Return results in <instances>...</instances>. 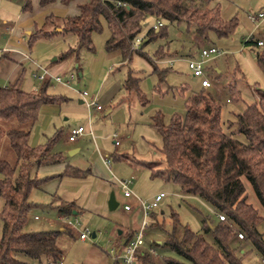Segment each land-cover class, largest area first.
<instances>
[{"label": "rangeland", "instance_id": "374dc122", "mask_svg": "<svg viewBox=\"0 0 264 264\" xmlns=\"http://www.w3.org/2000/svg\"><path fill=\"white\" fill-rule=\"evenodd\" d=\"M31 3L33 11L25 12V0H0L1 48L10 39L7 26H14L19 21L24 24L27 20L40 23L48 9L41 7L39 0H31ZM184 3L200 10L219 6L222 19L229 21L236 18L237 27L227 37L219 38L211 33L208 39H204L198 35L194 26L188 28L186 23L165 21L167 35L141 46V51L148 59L140 52H134L131 62L125 64H122L119 51L106 50L110 30L105 22L103 31L92 36L93 52L83 49L79 56L71 55L64 59L62 54L77 43L74 35H58L49 40H39L30 47L29 35L26 30H22L24 42L19 51L22 54L28 52L30 61L13 66L5 63L0 69V86L10 85L11 77L20 70V86L27 92H38L44 83L33 77L38 65L47 68L54 76L70 73L76 76L71 87L53 80L50 82L49 93L67 101L60 105L43 106L30 137L32 147L43 146L56 138L53 153L63 157V164L51 167L44 165L38 170L36 167L33 175L36 172L39 177L60 174L67 164L88 171L83 179L57 177L42 189L34 190L30 197L33 208L24 227L26 232L68 229L58 238V244L64 250L61 264H114L112 249L120 246L123 236L139 230L143 214L135 198L124 196L120 181L133 180L130 189L143 202H151L159 193L166 195L159 209L153 212L154 216L150 215V224L144 238V253L149 256L151 264H165L164 257L178 259L165 245L172 232V213L178 215L183 226L194 233L203 234L208 242L215 244L212 233L204 231L205 222L212 225L218 222L211 205L198 196L181 194L179 186L173 181L152 177L148 166L153 169L165 167L161 151L163 137L152 126V119L160 113L164 123L169 124L174 114L185 116L188 98L194 93L206 91L223 105L222 121L225 130L228 133L233 130L234 127L227 129L229 122L235 121L237 114L262 99L264 73L255 54L264 50V46L247 45L245 41L253 37L264 42V18L257 22L249 19V16L264 12V0H185ZM56 6L67 13L64 17L72 16L77 11L76 4L66 6L58 3ZM155 22L156 19H150L149 25L139 34L143 42L147 41L146 34ZM210 47H216L219 53L207 59L202 58V50ZM158 53L164 58L157 59ZM191 60L203 61V77L193 75L189 68ZM164 70L166 74L162 81L161 72ZM130 71L140 78V89L147 99L145 105L135 93L128 95L125 90L124 84ZM204 79L210 80L212 85L204 88ZM83 92L88 93L89 99L96 98L103 110L89 109L80 103V93ZM78 127L86 128V132L71 143V131ZM239 139L246 142L244 136ZM74 149L78 150L71 154L70 151ZM104 158L110 159V170L105 167ZM242 180L247 202L264 217V210L252 185L245 177ZM112 193L119 203L115 210H110L108 205ZM58 197L75 202L81 208V213L59 218L55 202ZM125 203H132L134 210L125 211ZM3 204V199H0V207ZM36 216L39 219H35ZM85 229L90 230L91 240H81L80 234ZM259 230L264 238V224ZM120 231H124V235H119ZM239 233L244 234V239L239 238ZM2 235L3 221L0 219V238ZM159 242L164 246L158 245ZM233 247L239 251L238 255L245 254L246 264H264L244 231L236 230ZM150 249L155 254H150ZM34 264H48V260L43 258Z\"/></svg>", "mask_w": 264, "mask_h": 264}, {"label": "trees", "instance_id": "16d2710c", "mask_svg": "<svg viewBox=\"0 0 264 264\" xmlns=\"http://www.w3.org/2000/svg\"><path fill=\"white\" fill-rule=\"evenodd\" d=\"M77 0H60L70 5ZM82 1V0H81ZM185 0H86L77 4L78 14L58 16L50 14L44 24L31 31L29 46L36 41L49 40L58 35H74L75 46L62 54V58L79 56L83 49L93 52L92 36L103 31L105 22L110 30L106 41L108 52L119 51L122 64L131 62L134 52L147 58L141 46L157 37L167 35L166 25L148 30L147 41L135 47V39L149 25L150 19L164 23H186L194 26L198 35L208 39L213 33L219 38L227 37L237 27L233 18L225 21L220 7H188ZM211 1V0H210ZM57 0H40L41 7ZM32 10L31 0H25L24 11ZM261 40H246L245 44L258 45ZM160 53V52H159ZM157 54V59L164 58ZM264 73V50L255 54ZM7 54L0 55V65ZM148 59V58H147ZM158 68L155 67V71ZM166 71L161 72V80ZM140 78L132 71L128 73L124 87L128 95L135 93L144 105L147 102L140 85ZM21 78L7 87L0 86V219L3 221V235L0 238V264H34L47 258L48 264H61L64 250L58 244L59 236L68 229L58 231L26 232L28 215L33 208L31 194L55 178L64 176L83 179L87 172L67 164L60 174L39 177L33 170L42 166L63 162L61 154L53 153L56 138L39 147H31L30 137L45 105H60L67 99L49 93L50 80L44 81L38 92L21 89ZM207 88V87H204ZM262 99L248 106L230 121L227 129L222 121L223 105L211 93L201 91L191 95L186 102V114H174L165 124L159 113L152 120V126L163 137L162 153L165 167L151 169L152 177L173 181L185 196H198L214 209L218 222H205L204 231L211 232L215 244L203 234L194 233L181 224L178 215L170 216L172 232L165 242L169 251L178 259L164 257L165 264H246L245 254L238 255L233 247L236 230L246 233L254 249L264 260V238L259 227L264 217L247 202L245 177L253 187L255 195L264 210V91ZM244 136L246 142L239 137ZM74 202L61 201L57 206L61 217L68 218L76 211ZM154 216V213L151 214ZM225 215L227 221L219 216ZM153 218V217H152ZM237 228V229H234ZM179 233L181 234L179 236ZM134 233L126 237L130 239ZM164 246L162 243H158ZM148 253V252H147ZM149 254V253H148ZM114 264H118L116 261ZM136 264H151L146 253L140 255Z\"/></svg>", "mask_w": 264, "mask_h": 264}, {"label": "built area", "instance_id": "2783aa9c", "mask_svg": "<svg viewBox=\"0 0 264 264\" xmlns=\"http://www.w3.org/2000/svg\"><path fill=\"white\" fill-rule=\"evenodd\" d=\"M264 18V12H260L257 16H249V19L252 22H257L260 19ZM165 25L163 20H156L152 28L154 30H158L159 28L163 27ZM254 38L252 37L253 40ZM255 40V39H254ZM23 39L19 40V43H22ZM142 43V39L140 37H137L135 39V47H139V45ZM259 46H264L263 41L258 42ZM8 50L6 48H1L0 47V55L6 53ZM219 53V50L216 47H210L208 49H204L201 52V56L204 59L210 58L213 55H216ZM189 68L193 71V75L195 77H203L204 76V68H203V61H194L191 60L189 62ZM33 77L35 79H38L40 81H55L58 83H62L65 86L71 87L72 84L75 82L76 76L73 73H70L65 76H54L52 75L46 68L42 66H37V69L34 71ZM212 84L210 80L204 79L202 81V86L203 87H210ZM81 98L83 103L89 108H95L96 110H102V106L98 104V101L96 98H88V93L83 92L80 93ZM86 132V129L84 127H78L77 129H72L71 134L69 136V141L70 142H75L78 140V138L83 135ZM116 145H118V142H116ZM106 164L109 166L111 164V161L109 159H106ZM120 184L122 186V189L124 191V196L128 199L131 198H136L137 204L142 210L143 213V220L141 227L139 230H137L134 235L128 239L125 240L124 244H122L118 249L113 248L112 253L114 254L113 259L118 263V264H136L137 259L140 255H143V248L145 246V234L146 230L150 224V215L155 212L156 210L159 209L160 203L163 201V199L166 197L165 193H159L155 196V198L151 202H143L141 199L138 197H135V195L132 193L130 189V185L133 184V180H128L127 182L125 181H120ZM135 206L131 203H125L124 204V210L127 212L133 211ZM221 221H226L225 215H220L219 216ZM69 225H71V222H69ZM96 236V235H95ZM239 238L244 239V234L239 233L238 234ZM80 238L83 241L86 240H91V232L89 229L83 230L80 234ZM123 253V254H122ZM149 253L155 254L154 250L150 249ZM264 263V260L262 261Z\"/></svg>", "mask_w": 264, "mask_h": 264}, {"label": "crops", "instance_id": "0c3cea01", "mask_svg": "<svg viewBox=\"0 0 264 264\" xmlns=\"http://www.w3.org/2000/svg\"><path fill=\"white\" fill-rule=\"evenodd\" d=\"M84 1H86V0H77L76 1V3H75V1L74 2H72L71 4H76V8H77V4L78 3H80V2H84ZM39 2H40V0H39ZM58 3H60L61 4V2H60V0H57V2L56 3H54V4H51V5H48V6H46V7H44V8H46V9H48L47 10V12L43 15V17L40 19L41 21H40V23H37V22H35V21H31V20H27L24 24L23 23H21L20 21L18 22V23H16L14 26H7L6 27V31H9L8 32V34H10V36H9V41L6 43V45L4 46V48H6L8 51L6 52V53H4V54H8L7 55V58L1 63V65H0V69H1V67L3 68L4 67V65H5V63H9L10 65H16V63H18V64H20V65H23L26 61H30V56H29V54H28V52H26L25 54H22V53H20V51H19V48H22L23 47V42H24V38H23V36H22V30L23 31H25L26 30V33L29 35L30 33H31V31H33L35 28H36V26L37 27H40V26H42L43 24H44V21H45V18L48 16V15H50V14H55V15H58V16H62V17H64V15H66L67 13L66 12H64V11H62L60 8H56L57 6V4ZM56 6V7H55ZM68 6V5H67ZM23 10H24V8H23ZM33 11V7H32V10H31V12ZM77 12V13H76ZM75 12V14L74 15H77L78 14V8H77V11ZM4 38H6L7 39V36L6 35H4ZM20 39H23V41H22V43H19V40ZM262 41V40H261ZM8 64V65H9ZM39 66V65H38ZM43 67V66H42ZM47 69V68H46ZM20 73V70H18V72H16V73H14V75L11 77V83H10V85L11 84H14V83H16L17 81H18V79H20V77H18V74ZM51 82V81H50ZM9 86V85H8ZM5 87H7V86H5ZM80 103H83V101L81 100L80 101ZM102 110H103V108H102ZM102 110H98V111H102ZM111 111H109L108 112V114L110 113ZM86 129V128H85ZM76 142V141H75ZM71 143H74V142H71ZM32 147V146H31ZM77 150L78 149H74V150H71L70 151V153L71 154H74V153H76L77 152ZM106 159H109V158H104L103 159V162H104V165H105V167L108 169V170H110L109 169V166L111 165H107L106 164ZM110 160V159H109ZM63 164V163H62ZM65 164V163H64ZM66 165V164H65ZM51 166H55V165H50L49 167H51ZM48 169H50V168H48ZM55 197H57V196H54V198ZM136 199V198H135ZM61 201H66V202H70V201H67V200H65V199H63V198H61V197H58V199H57V201H55V202H57V206L60 204V202ZM75 203V202H74ZM132 204V203H131ZM75 205H76V207H77V209H76V211L74 212L75 214L76 213H81V208L75 203ZM137 206H139L138 204H137ZM78 208L80 209V212L78 211ZM140 208V207H139ZM141 209V208H140ZM134 210V209H133ZM132 212V211H131ZM141 213H142V210H141ZM143 214V213H142ZM59 218H63V217H60L59 216ZM65 218V217H64ZM35 219H39V217L38 216H36L35 217ZM143 220V219H142ZM141 224H142V222H141ZM70 226V225H69ZM66 228H63L62 230H65ZM138 229H136V230H134L133 232H131V233H135L136 231H137ZM119 235H124V231H120L119 232ZM127 237V236H126ZM126 237H122V239L123 240H121V243H120V246L122 245V244H124V242H125V240H126ZM159 243H161V242H159ZM120 246H118L117 247V249L120 247ZM145 248V247H144ZM144 248H143V252H144ZM153 250V249H152ZM147 252V251H146Z\"/></svg>", "mask_w": 264, "mask_h": 264}, {"label": "water", "instance_id": "95a60500", "mask_svg": "<svg viewBox=\"0 0 264 264\" xmlns=\"http://www.w3.org/2000/svg\"><path fill=\"white\" fill-rule=\"evenodd\" d=\"M108 205H109L110 210H115L119 206V203L117 202L114 193L111 194ZM93 238H95V234H93Z\"/></svg>", "mask_w": 264, "mask_h": 264}]
</instances>
